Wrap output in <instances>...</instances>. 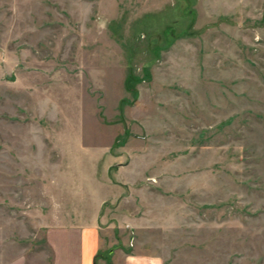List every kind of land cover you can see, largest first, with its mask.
<instances>
[{
    "label": "rangeland",
    "instance_id": "rangeland-1",
    "mask_svg": "<svg viewBox=\"0 0 264 264\" xmlns=\"http://www.w3.org/2000/svg\"><path fill=\"white\" fill-rule=\"evenodd\" d=\"M87 228L95 264H264V0H0V264Z\"/></svg>",
    "mask_w": 264,
    "mask_h": 264
},
{
    "label": "crops",
    "instance_id": "crops-1",
    "mask_svg": "<svg viewBox=\"0 0 264 264\" xmlns=\"http://www.w3.org/2000/svg\"><path fill=\"white\" fill-rule=\"evenodd\" d=\"M98 228H87L81 231L80 253L78 264H95V260L99 254H102L103 240ZM112 260V264H163L159 257L137 254L123 253L119 259Z\"/></svg>",
    "mask_w": 264,
    "mask_h": 264
},
{
    "label": "trees",
    "instance_id": "trees-1",
    "mask_svg": "<svg viewBox=\"0 0 264 264\" xmlns=\"http://www.w3.org/2000/svg\"><path fill=\"white\" fill-rule=\"evenodd\" d=\"M109 261V260H108ZM110 264V263H109Z\"/></svg>",
    "mask_w": 264,
    "mask_h": 264
}]
</instances>
